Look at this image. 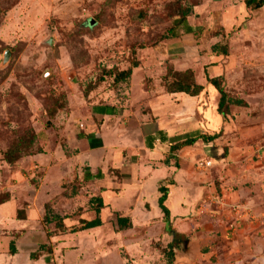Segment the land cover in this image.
Listing matches in <instances>:
<instances>
[{"label": "rangeland", "instance_id": "374dc122", "mask_svg": "<svg viewBox=\"0 0 264 264\" xmlns=\"http://www.w3.org/2000/svg\"><path fill=\"white\" fill-rule=\"evenodd\" d=\"M186 6L194 7L188 21L196 29L202 28L201 32L186 35L179 29L177 38L164 40L156 48L150 46L167 35L180 7ZM216 44L228 47L229 54L213 52ZM145 45L148 46L143 48ZM7 51L12 53L4 63ZM171 59L178 68H184L180 71L193 70L204 87L210 86L207 76L224 78L229 98L248 103L244 107L233 105L230 115H248L253 118L252 123L264 119V7L249 11L245 0H0V185L16 183L14 192L22 199L19 212L25 213L28 204L33 208L32 218L27 222L30 225L25 227L33 233L20 246L19 255L12 256L9 247L4 248L0 254L3 264L173 261L174 257L169 256L170 252L175 254L170 249L174 242L170 226L160 217H152L145 224L138 219L131 229L119 231L109 209L110 214L105 213L109 219L103 227L74 232L83 221L95 218L90 200L99 195L95 180L82 184L72 181L74 171L70 170L71 163L80 164L72 158L73 149L83 148L78 142L97 132L107 120L103 116H119L121 110L132 115L148 113L145 91L152 85L157 88L163 85L167 67L174 65ZM134 61L144 64L133 69L126 82L116 84L110 72L126 71ZM208 90L211 91L202 95V104L218 106L220 93ZM67 99L68 108L52 116L54 102L64 104ZM93 112L102 115L94 117ZM124 122L126 119H119V125L124 126ZM32 130L37 136L35 144L18 162L40 154L41 164L46 166L31 168L25 164L21 168L22 163L20 166L6 163L5 152L15 140ZM108 130L105 138L114 139ZM67 138L75 143L72 147ZM258 141L264 151V136ZM95 154H100L97 149ZM50 162L54 164L50 166ZM76 168L81 176L88 170L84 165ZM66 177L69 179L65 189H61L60 183ZM41 181L49 186L37 195L34 186ZM74 188L77 195H72ZM4 190L0 198L10 199L12 192ZM132 202L125 198L119 209L127 210ZM46 204L54 213L67 217L64 232L55 223L45 222ZM110 205L115 208L112 202ZM114 205L118 208L116 202ZM139 211L147 217L142 208ZM159 212L154 209L152 215ZM21 223L12 215L2 224L3 227L8 224L4 235L9 237L7 240L15 241L21 236L16 233L22 231ZM42 244L47 246L43 256L37 261L29 260L33 252H40ZM50 249L52 253L48 254Z\"/></svg>", "mask_w": 264, "mask_h": 264}, {"label": "crops", "instance_id": "0c3cea01", "mask_svg": "<svg viewBox=\"0 0 264 264\" xmlns=\"http://www.w3.org/2000/svg\"><path fill=\"white\" fill-rule=\"evenodd\" d=\"M170 61L177 70L184 69L178 68L174 59ZM208 89L215 88L211 85L209 88L205 86L204 93L211 91ZM145 93L149 108L146 115L143 112L132 115L121 110L122 114L119 116H103L107 120H101L103 123L97 128V132L78 142L83 148H72V158L78 159L80 164L78 161L71 163V171L79 174L76 167L84 165L88 166L84 175H103L102 179L90 180H95L98 197L103 198L105 203L101 214V227L109 219L105 216L109 209H112L115 219L117 215L130 218L132 227L138 219L145 224L152 217H160L171 229L169 234L174 242L170 245L175 252L172 264H264V158L261 157L263 151L258 141L264 136V119L260 118L261 120L252 123L253 118L248 115L238 117L229 113L225 117L218 112L219 104H202L204 93L198 97L170 94L163 86L157 88L153 85ZM93 113L94 117L102 115ZM122 118L126 119L124 126L119 125V119ZM245 120H250L251 123H242ZM106 129H109L114 139L105 138L108 134ZM198 132L210 136L219 134V137L208 143L199 140L194 145L184 146L171 153L172 145L183 142ZM91 136L99 137L93 139L97 141L95 147L90 145ZM151 137H156L157 140L153 141ZM256 141L258 142L255 143ZM68 142L71 147L75 144L70 140ZM96 149L99 155L95 154ZM46 155L52 157L51 153ZM40 156L31 155L17 165L22 163L21 168H25V164L28 167L31 165V168L46 166L41 164ZM52 160L55 163L56 160ZM199 161H211V166L199 170ZM54 163L50 162L49 165ZM67 175L69 174L65 176ZM83 178L79 174L81 181ZM4 184L2 182L0 185V194L7 188L12 195L8 201L0 204V254L11 242L15 243L17 252L22 251L20 246H24L33 233V230L25 228L30 225L27 222L32 218L31 204L24 208L25 217L19 219L18 206L20 207L22 199L14 192L16 183L12 186L5 184L6 187ZM162 185L169 189L165 202L170 210L168 220L159 207ZM48 186V183L41 181L34 186V193L37 192L38 195ZM213 192L218 193L228 204L244 203L249 206L253 219H247L238 230L229 232L224 217L209 213L200 215V202ZM127 197L133 201L132 204L127 210H120L119 205ZM115 202L118 208L114 205ZM139 208L147 213L146 218L141 215ZM154 209L160 211L157 216L152 215ZM227 213L225 210V214ZM12 215L22 222L23 228L16 232L21 233V236L15 241L7 240L9 237L4 235L8 224L5 227L2 225ZM228 234L229 240L226 239ZM32 243L34 244L33 241ZM17 255L19 253L13 256ZM31 261L33 262L32 259ZM0 264H3L2 260Z\"/></svg>", "mask_w": 264, "mask_h": 264}, {"label": "trees", "instance_id": "16d2710c", "mask_svg": "<svg viewBox=\"0 0 264 264\" xmlns=\"http://www.w3.org/2000/svg\"><path fill=\"white\" fill-rule=\"evenodd\" d=\"M245 5L246 8L249 11H256L260 10L261 8L264 7V0H245ZM194 7L192 6H186L185 8L180 7V10L178 11V16L174 20L172 27L169 29L167 35L161 36L158 39H156L150 46H154L153 48H156L160 45V43L164 40L167 41V39H174L178 37V32L176 30L183 29L184 33L186 35H196L197 32H201L202 28L196 29L194 26H191L188 18L191 14H193ZM148 45L142 46L143 48H146ZM212 51L221 54L224 56H227L229 54V49L226 46H221L220 44H216L212 47ZM140 65L139 61H134L132 63V67L126 71L122 72H110V74L114 77V82L116 84H121L126 82L132 75L133 69L138 68ZM224 78L222 77H210L207 76V84L211 85L213 88H215L219 93H220V101H219V107H218V112L221 115H224L226 117L227 114H229L231 107L234 106H247V103L243 100L240 99H232L229 98L228 93L226 92L225 85L223 84ZM162 86L164 87L165 91L170 93V94H185L191 97H198L204 93V85L200 84L197 79L196 75L193 70H184L180 71L175 68L173 64H170L167 69L166 73L162 77ZM52 107L51 115L55 116V114L59 110H64L68 108L69 106V101L67 99V102H63L64 104H60L59 100H56ZM30 133L25 136H21L18 140H15L13 144L9 147V149L5 152L4 154V160L6 163L13 165L17 164L21 155L23 153H26L34 144L37 136L34 134V130L29 131ZM219 137V134L216 135H203V134H194L190 138L184 140L183 142L177 143L175 145L171 146V153H174L181 149L184 146H191L194 145L197 141L202 140L205 143L208 142H213L215 139ZM153 141L157 140L156 137H151ZM162 141H166L163 140ZM97 144V143H96ZM96 144L94 143V140L92 139V145L95 147ZM227 154V148L225 149ZM92 178H97V179H102L103 175L101 173H98L95 175L92 174H86L84 175L83 181L79 179V174L78 172H75L73 175V180L72 181H77L82 183H88ZM69 178H63L61 182L62 188L65 189V183L67 182ZM160 192L162 193L160 199H159V207L161 208L162 212L165 215V219L168 220L170 217V210L166 206L165 202L168 198V192L169 189L165 186L160 187ZM78 191L77 188H74L73 194L72 195H77ZM9 199H2L0 198V204L5 203ZM105 207V203L103 198L101 197H93L90 200V208L94 211L95 213V218L92 220H86L83 221L81 226L78 229H74V232L78 231H90L92 229H96L98 227H101L103 225V220L101 218L102 214V209ZM45 210H46V216H45V222L47 224H53L55 223L57 228L62 232L66 230V227L64 225L65 219L67 217H63L57 213H54L49 204L45 205ZM24 213L19 212L18 217L19 219H23L25 216ZM117 223V229L119 231H123L129 228H132V220L128 217H121L117 215L116 219ZM169 230H171L169 228ZM173 235L176 236V233L173 232ZM48 236H51L50 232L47 233ZM47 248L46 245L42 244L39 246L40 252H33L30 255V258L32 260H39L43 256V250ZM10 249V254L16 255L17 249L15 246L14 242L10 243L9 246ZM170 249H173L172 246L170 245ZM48 254L52 253V250H48ZM169 256L173 259L174 254L170 252ZM172 260L170 261V264H172Z\"/></svg>", "mask_w": 264, "mask_h": 264}, {"label": "built area", "instance_id": "2783aa9c", "mask_svg": "<svg viewBox=\"0 0 264 264\" xmlns=\"http://www.w3.org/2000/svg\"><path fill=\"white\" fill-rule=\"evenodd\" d=\"M264 158V151L261 155ZM211 166V161H199L197 168L204 170ZM218 193H210L203 199L198 207L200 215L211 214L214 216H221L226 219V224L229 232L236 231L241 224L247 219H253L252 209L244 203L228 204L226 200L220 198ZM225 210L228 212L225 214ZM229 234L226 236L228 240Z\"/></svg>", "mask_w": 264, "mask_h": 264}, {"label": "water", "instance_id": "95a60500", "mask_svg": "<svg viewBox=\"0 0 264 264\" xmlns=\"http://www.w3.org/2000/svg\"><path fill=\"white\" fill-rule=\"evenodd\" d=\"M95 22L94 20L91 21V24L93 25ZM11 51H7L4 55V63H7L10 60Z\"/></svg>", "mask_w": 264, "mask_h": 264}]
</instances>
